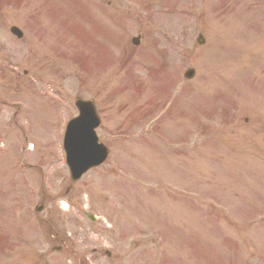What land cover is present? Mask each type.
Masks as SVG:
<instances>
[{
	"label": "rangeland",
	"instance_id": "obj_1",
	"mask_svg": "<svg viewBox=\"0 0 264 264\" xmlns=\"http://www.w3.org/2000/svg\"><path fill=\"white\" fill-rule=\"evenodd\" d=\"M138 1H0V264H264V0ZM78 97L110 156L73 182Z\"/></svg>",
	"mask_w": 264,
	"mask_h": 264
},
{
	"label": "water",
	"instance_id": "obj_2",
	"mask_svg": "<svg viewBox=\"0 0 264 264\" xmlns=\"http://www.w3.org/2000/svg\"><path fill=\"white\" fill-rule=\"evenodd\" d=\"M12 32L15 33V34H17L18 36H21L22 35L21 32L17 28H15V27L12 28ZM193 75H194V70H192V69L189 70L186 73V76L188 78L192 77ZM78 102H80V101H78ZM78 102H77V104H79ZM79 106L81 107V104ZM87 109H88V115L86 114L87 113ZM85 111L86 112L83 114V116L80 119L74 120L73 122L70 123L69 130H68L69 132H71V128L75 124L79 123L84 118L85 115H87V117L89 116V112H90L89 111V108H85ZM91 113H92V115H91V122L89 124L87 123L86 125H84V124L82 125V127L85 128L84 135H83V137H82L81 140H79V139H76L75 140L76 142L74 143L72 149L70 148V144H71V142L73 141L74 138L73 139L70 138L71 136H67V138H66V146L68 144V147L71 150V152L69 151V153H72L73 152V154L75 155V154H77L78 150L83 147L86 150H88L89 153L92 156V160L89 163L85 164L84 166H82L79 169V171H78L79 174H82L83 172H85L91 166L99 165L100 163H102L106 159V157L108 155L107 148L104 145L97 143V137H96L93 129L96 126H98L100 122H99L98 118L93 119V111H91ZM78 145H79V149H78ZM83 148L81 150H83ZM77 163H79V159H76V161H74V158H73L71 160L70 166L73 168V170H74L75 165Z\"/></svg>",
	"mask_w": 264,
	"mask_h": 264
}]
</instances>
